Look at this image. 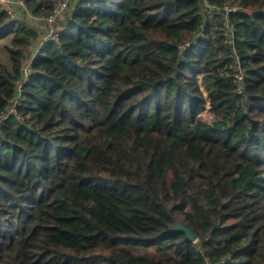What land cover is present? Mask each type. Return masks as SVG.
<instances>
[{
    "label": "trees",
    "instance_id": "1",
    "mask_svg": "<svg viewBox=\"0 0 264 264\" xmlns=\"http://www.w3.org/2000/svg\"><path fill=\"white\" fill-rule=\"evenodd\" d=\"M206 3L72 0L26 76L0 8V264H264V0Z\"/></svg>",
    "mask_w": 264,
    "mask_h": 264
},
{
    "label": "built area",
    "instance_id": "2",
    "mask_svg": "<svg viewBox=\"0 0 264 264\" xmlns=\"http://www.w3.org/2000/svg\"><path fill=\"white\" fill-rule=\"evenodd\" d=\"M71 1L72 0H55L52 4L51 11L47 16L36 17L33 16L26 8L25 0H0V8L6 12L8 19L15 21L22 20L23 18L30 19L34 21L36 24H38L40 27H42V29H39V33L37 32L38 35L36 41L28 51L26 58L24 60L25 65L24 67H22V70L24 72L23 76H26L27 72H29L30 61L32 60V58H34L40 53L42 47L47 42L56 43L58 41L60 28L58 27L55 28L54 25L56 26L64 16V14L67 12ZM202 1L205 7L208 6L206 0H202ZM213 9L216 12H221V11L224 12L225 17L227 16V13L234 10L232 7L228 6L227 4H224L221 7H213ZM226 25L227 27H230L228 25V22H226ZM228 39H230L229 36L227 37V40L224 41V43L227 45L228 43H231V40L229 41ZM244 77H245L244 70L238 67V69L233 75L237 87L236 89L237 95L241 94ZM203 94L206 100V108L207 107L209 108L208 98L206 96L205 90ZM21 96H22V82H17L15 96L9 100V106L2 113H0V122L10 116L17 117L16 107L19 105L21 101ZM205 263L214 264L211 263L208 258L205 259Z\"/></svg>",
    "mask_w": 264,
    "mask_h": 264
},
{
    "label": "rangeland",
    "instance_id": "3",
    "mask_svg": "<svg viewBox=\"0 0 264 264\" xmlns=\"http://www.w3.org/2000/svg\"><path fill=\"white\" fill-rule=\"evenodd\" d=\"M16 22H18L19 24L24 23V24L28 25L29 27H31L32 29L36 30L38 33H39V29H42V27H40L38 24H36L34 21H32L30 19L23 18L22 20H16ZM54 27L56 28L55 25H54ZM7 43L8 42L5 39L0 40V63H6L8 61L7 56H6V52L4 50V44H7ZM24 65H25V62L23 64V67H24ZM196 79H197V84L199 85L200 90L202 92H204L202 75H198L196 77ZM199 116L208 122H222L223 121L222 119H219L216 116V114L213 113L208 107L206 108V110L204 112L200 113Z\"/></svg>",
    "mask_w": 264,
    "mask_h": 264
},
{
    "label": "water",
    "instance_id": "4",
    "mask_svg": "<svg viewBox=\"0 0 264 264\" xmlns=\"http://www.w3.org/2000/svg\"><path fill=\"white\" fill-rule=\"evenodd\" d=\"M235 11H236V12H247V11L241 9V8H236ZM23 73H24L23 70H21V74H22V75H23ZM191 129H192V131H195V126L192 125V126H191ZM175 229H176V230H179V231H182V232L185 234V238H186V239H188V240H190V241L195 240V235L192 233V231H191L189 228H187V227H185V226H182V225L176 223V224H175Z\"/></svg>",
    "mask_w": 264,
    "mask_h": 264
}]
</instances>
